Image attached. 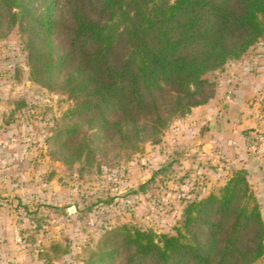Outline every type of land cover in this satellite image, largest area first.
Instances as JSON below:
<instances>
[{
    "label": "trees",
    "instance_id": "obj_1",
    "mask_svg": "<svg viewBox=\"0 0 264 264\" xmlns=\"http://www.w3.org/2000/svg\"><path fill=\"white\" fill-rule=\"evenodd\" d=\"M0 27L23 38L32 81L72 101L52 134L59 157L88 161L106 144L157 141L205 104L208 75L264 38V0H0ZM95 253V264H253L264 256L261 205L233 168L185 201L172 233L121 225Z\"/></svg>",
    "mask_w": 264,
    "mask_h": 264
},
{
    "label": "rangeland",
    "instance_id": "obj_2",
    "mask_svg": "<svg viewBox=\"0 0 264 264\" xmlns=\"http://www.w3.org/2000/svg\"><path fill=\"white\" fill-rule=\"evenodd\" d=\"M244 60L253 64L248 73L259 74L264 38L208 76L225 81L234 73L229 64ZM260 96L264 105V85ZM71 104L32 81L23 38L0 27V264H95V252L121 225L172 233L185 201L215 191L232 170L225 168L228 146L186 150L178 143L181 117L157 141L139 139L136 150L106 144L88 161H65L52 134L69 122ZM215 173L222 180L212 183ZM253 264H264V256Z\"/></svg>",
    "mask_w": 264,
    "mask_h": 264
},
{
    "label": "crops",
    "instance_id": "obj_3",
    "mask_svg": "<svg viewBox=\"0 0 264 264\" xmlns=\"http://www.w3.org/2000/svg\"><path fill=\"white\" fill-rule=\"evenodd\" d=\"M252 65L247 60L230 63L228 67L234 71L233 75L225 81H216L214 95L205 104L192 108L180 118L174 133L178 143H183L186 150L204 145L231 148L232 152L227 158L228 167L225 168H244L259 201V196L264 197V162L245 154L243 139L250 130H264V105L260 101L264 85V61L254 65L257 68L254 72L259 74L248 73ZM224 92L230 96L228 102L224 100ZM258 106L260 115L256 118L253 113L258 112ZM218 169L219 174L223 172L217 166ZM215 174L218 176L215 181L210 180L212 183H216V179L219 182L222 180L218 173ZM205 188L208 190L209 186Z\"/></svg>",
    "mask_w": 264,
    "mask_h": 264
},
{
    "label": "built area",
    "instance_id": "obj_4",
    "mask_svg": "<svg viewBox=\"0 0 264 264\" xmlns=\"http://www.w3.org/2000/svg\"><path fill=\"white\" fill-rule=\"evenodd\" d=\"M224 100L228 102L230 96L226 95ZM245 151L247 155L264 161V131H253L245 138Z\"/></svg>",
    "mask_w": 264,
    "mask_h": 264
}]
</instances>
